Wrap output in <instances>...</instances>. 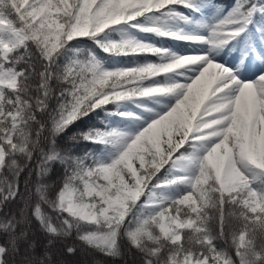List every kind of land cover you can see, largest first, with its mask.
<instances>
[{
	"label": "snow or ice",
	"instance_id": "obj_1",
	"mask_svg": "<svg viewBox=\"0 0 264 264\" xmlns=\"http://www.w3.org/2000/svg\"><path fill=\"white\" fill-rule=\"evenodd\" d=\"M72 234L64 257L264 264V0H0V264Z\"/></svg>",
	"mask_w": 264,
	"mask_h": 264
},
{
	"label": "trees",
	"instance_id": "obj_2",
	"mask_svg": "<svg viewBox=\"0 0 264 264\" xmlns=\"http://www.w3.org/2000/svg\"><path fill=\"white\" fill-rule=\"evenodd\" d=\"M149 36V39H151L154 43H163L160 41L159 38L152 37L150 34H147ZM176 44H182V42H173ZM87 46L92 47L91 42H87ZM184 47H181V49ZM101 55H104L101 53ZM122 62H129L130 58H120ZM143 59L141 58L140 62H143ZM146 59L151 60L153 62L157 61L156 57H147ZM98 117H94L92 120L87 121L86 123H81L78 127L72 129V131L68 134V136L65 137L63 141H61V144H78V145H83L85 142L82 140H78L73 142L71 140V137L74 135H79L82 131H86L89 126H91L93 123H99ZM45 210L50 212V209H47L45 206ZM79 241L76 238L75 234H72L66 238L63 239V241L59 242L57 244V252L55 255V259L60 262V264H78L79 261L86 260L88 264H133L134 260V255L132 252H127L123 258H106V257H101L99 255H96L95 257L88 255L85 256L83 253H81L79 256L75 257H64L61 255L62 250L65 247H72V246H78ZM41 244H43V237H41ZM134 252V250H133Z\"/></svg>",
	"mask_w": 264,
	"mask_h": 264
},
{
	"label": "rangeland",
	"instance_id": "obj_3",
	"mask_svg": "<svg viewBox=\"0 0 264 264\" xmlns=\"http://www.w3.org/2000/svg\"><path fill=\"white\" fill-rule=\"evenodd\" d=\"M185 50H189V49H185V48H182L181 51H185ZM227 60L231 61V57H226Z\"/></svg>",
	"mask_w": 264,
	"mask_h": 264
}]
</instances>
